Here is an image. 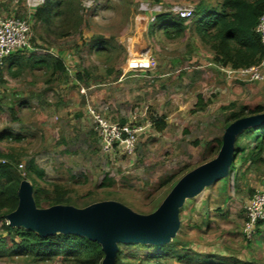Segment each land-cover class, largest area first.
Masks as SVG:
<instances>
[{
  "label": "rangeland",
  "instance_id": "obj_1",
  "mask_svg": "<svg viewBox=\"0 0 264 264\" xmlns=\"http://www.w3.org/2000/svg\"><path fill=\"white\" fill-rule=\"evenodd\" d=\"M200 1L219 9L222 0H80L79 31L38 39L32 15L44 0H0V15L20 18L30 27L20 52L25 57L31 51L54 54L68 71L16 66L9 72V63H0V154L7 156H0V164L31 183L32 161L44 174L40 186L54 192L52 185H60L77 208L113 200L139 214L155 211L180 177L217 155V140L231 112L264 108V67L258 80L228 74L248 66L234 68L216 57L212 43L195 31L201 16L186 20L183 35L173 38L157 21L166 13L177 17L175 6L195 11ZM198 95L203 109L196 105ZM97 116L137 129L131 144L105 148L95 129ZM240 144L251 142L241 139ZM262 157L256 165L237 161L226 186V180L217 181L187 199L171 247L122 243L123 260L264 264V230L244 232L245 207L264 187ZM2 224L0 218V233ZM0 264L65 262L7 257Z\"/></svg>",
  "mask_w": 264,
  "mask_h": 264
},
{
  "label": "trees",
  "instance_id": "obj_2",
  "mask_svg": "<svg viewBox=\"0 0 264 264\" xmlns=\"http://www.w3.org/2000/svg\"><path fill=\"white\" fill-rule=\"evenodd\" d=\"M80 0H44L33 11V31L38 39L46 37L64 38L79 31L82 22L80 13ZM264 13V0H222L220 8H211L200 1L196 6L194 15L201 16L195 26L196 33L205 42L212 43L216 57L223 63H230L234 68L249 67L259 63L264 58V48L259 35L255 31L258 18ZM167 14V13H166ZM162 14L157 21L169 38L182 36L187 28L186 19L170 17ZM40 31H37V25ZM30 29V27H29ZM30 33V31H29ZM98 44V43H96ZM105 46V41L99 43ZM38 48V43L35 48ZM21 49L15 51L2 60V64L9 63L7 69L12 72L14 67L19 69L29 68L50 70L52 74L68 73L62 58L50 53L47 55L37 54L31 51L25 57ZM19 52V53H18ZM18 53V54H16ZM24 66V67H23ZM197 107L203 109L205 103L201 95H198ZM247 107H240L239 111H233L226 120V127L233 121L242 117L264 112L262 106H257L245 113ZM13 113V109H10ZM12 138V133H7ZM20 140V137H14ZM245 139L251 145L240 144ZM221 146V139L217 140ZM234 161L230 166L228 175L221 179L223 187L227 185L228 176L236 166V162L256 165L264 155V125L251 126L239 133L235 140ZM248 149L247 153L246 150ZM5 156L6 155H1ZM36 176L32 177L33 174ZM29 176L33 186V196L37 207H42L43 201L47 207L56 204L71 205L72 199L67 196L61 186L53 184L51 192L40 186L39 180L44 174L32 161L29 164ZM21 179L9 170L7 164H0V218L3 220L2 233H0V258L25 257L33 262H46L61 260L65 264H101L104 253L101 246L89 238L72 233H54L48 236H40L37 233L21 227L10 226L5 215L16 209L18 205L17 191ZM254 193V192H253ZM252 193V195H253ZM252 197V196H251ZM264 221H258L255 229H259ZM141 245V244H138ZM153 246V245H150ZM171 247L170 243L159 245ZM115 264H128L123 260L118 247Z\"/></svg>",
  "mask_w": 264,
  "mask_h": 264
},
{
  "label": "water",
  "instance_id": "obj_3",
  "mask_svg": "<svg viewBox=\"0 0 264 264\" xmlns=\"http://www.w3.org/2000/svg\"><path fill=\"white\" fill-rule=\"evenodd\" d=\"M258 125H264V112L231 122L223 132L217 155L180 177L150 214L136 213L113 200L82 208L66 204L37 207L33 186L24 179L19 183L16 209L4 218L12 227L31 230L43 237L54 233L85 236L101 246L104 253L101 264H115L119 244L159 246L169 243L179 229L180 209L185 201L228 175L234 161L237 135Z\"/></svg>",
  "mask_w": 264,
  "mask_h": 264
},
{
  "label": "built area",
  "instance_id": "obj_4",
  "mask_svg": "<svg viewBox=\"0 0 264 264\" xmlns=\"http://www.w3.org/2000/svg\"><path fill=\"white\" fill-rule=\"evenodd\" d=\"M172 12L178 18L190 20L194 17V11L191 8L175 6ZM29 25L27 22L16 17H7L0 15V63L2 60L24 48L28 44ZM255 31L259 35L264 48V13L258 18ZM54 55V54H53ZM55 56V55H54ZM264 67V58L256 66H250L246 69L237 71H227L228 74L235 73L236 76H248L249 80H258L262 78L260 69ZM94 115L93 111L91 112ZM96 118L95 129L99 131L104 139L105 148L112 147L114 143L125 144L128 147L138 131L135 128H128L120 125H111L104 120ZM246 221L244 223V232L248 236L255 230L258 221H264V187L256 189L245 207Z\"/></svg>",
  "mask_w": 264,
  "mask_h": 264
},
{
  "label": "crops",
  "instance_id": "obj_5",
  "mask_svg": "<svg viewBox=\"0 0 264 264\" xmlns=\"http://www.w3.org/2000/svg\"><path fill=\"white\" fill-rule=\"evenodd\" d=\"M263 180V179H262ZM260 232L262 231V230H264V224L263 225H261L260 227H259V229H258ZM264 245V244H263ZM259 246V245H258ZM211 256H213V255H211ZM241 258H242V256H241ZM243 260H245L244 258H243ZM257 264V263H256ZM259 264V263H258Z\"/></svg>",
  "mask_w": 264,
  "mask_h": 264
}]
</instances>
